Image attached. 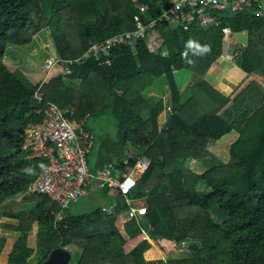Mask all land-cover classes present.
Returning <instances> with one entry per match:
<instances>
[{
  "label": "trees",
  "instance_id": "obj_1",
  "mask_svg": "<svg viewBox=\"0 0 264 264\" xmlns=\"http://www.w3.org/2000/svg\"><path fill=\"white\" fill-rule=\"evenodd\" d=\"M172 3L0 0V204L28 194L45 161L31 156L23 144L29 124L43 119L49 101L78 120L110 116L121 143L132 142L136 149L126 160L118 156L122 171L140 157L149 160L139 178L130 180L128 193L132 200L145 199L147 206L142 217L129 219L130 236H142L145 229L149 238L127 250L116 212L97 206L73 214L68 208L58 219L59 204L36 193L39 199L24 214H6L18 223L5 226L20 234L7 245L2 239L0 264H42L59 247L74 249L72 264H146L160 256L167 264H264V0H248L235 13L213 9L218 19L213 25L181 14L175 26L160 19L162 8ZM143 4L148 7L141 10ZM137 17L147 26L146 35L115 47L111 64L89 57L35 80L6 62L9 45L25 44L44 28L60 59L77 58L91 42L136 28ZM224 27L247 31V44L235 59L248 76L231 94H222L205 80L191 88L192 94H181L174 71L188 68L203 76L223 53ZM189 38L209 44L211 52L182 58ZM163 79L171 92L170 113L160 127ZM201 85L216 94H193ZM152 86L156 93L147 94ZM37 91L42 100L32 106ZM234 128L239 136L224 162L209 143ZM189 158L208 169L195 172L186 163ZM26 166L34 174L25 175ZM188 239L192 241L183 250Z\"/></svg>",
  "mask_w": 264,
  "mask_h": 264
},
{
  "label": "built area",
  "instance_id": "obj_2",
  "mask_svg": "<svg viewBox=\"0 0 264 264\" xmlns=\"http://www.w3.org/2000/svg\"><path fill=\"white\" fill-rule=\"evenodd\" d=\"M248 0H173L172 4L162 8L160 19L169 20L171 24L179 22V14L183 18L194 16L202 25L218 23L213 9L229 10L233 13L246 8ZM148 5L140 6L141 10ZM183 12V13H181ZM190 17V18H189ZM137 26L132 30L122 31L112 36L90 43L89 48L77 58L60 59L51 54L43 63L44 79L55 70H67L73 61L82 62L92 57L111 64L115 47L132 43L146 35V25L137 17ZM230 27H224L225 37L230 34ZM55 72V73H56ZM41 102L42 95L37 91L34 95ZM43 119L32 122L27 128L23 148L31 151V156L45 158L37 176L28 185V191L48 195L52 202L60 206L57 218L62 219L70 204L89 192L93 185L99 187H118L127 194L131 188L128 170L122 171L118 162H108L104 167L93 171L89 166V155L95 143V133L86 126L87 118L75 119L67 115V110L54 101H49L43 110ZM149 160L143 157L137 159L131 170L142 174ZM129 218L146 213L144 205L133 206L130 199ZM112 206H104L103 210L112 211Z\"/></svg>",
  "mask_w": 264,
  "mask_h": 264
},
{
  "label": "crops",
  "instance_id": "obj_3",
  "mask_svg": "<svg viewBox=\"0 0 264 264\" xmlns=\"http://www.w3.org/2000/svg\"><path fill=\"white\" fill-rule=\"evenodd\" d=\"M181 13H183V12H181ZM177 23L174 22L171 25L175 26ZM247 35H248L247 31L234 32V31L230 30V34L227 37H225V39H224V47H223L222 55H220L218 57V59L212 63V65L209 67V69L207 70V72L203 76H200V75L194 73V71H192L191 69H188V68H181V69L175 70L174 76H175V80H176V83H177V86H178L180 93L181 94H192L191 88L194 85L196 87L200 80H205L206 82L209 83V86H212L215 90L221 92L222 94H231L234 91V89L236 88V86L248 76V73L238 64V62L235 59V57L238 56L240 50H242L246 46ZM44 37L46 38V42H43ZM32 38H37V42H40V48L31 47V49L29 50V55H26L27 53H25V51L23 50V47L14 46L11 50L8 49L7 55H6V62L8 64L14 63L15 67L18 66L17 64H19V66L21 65V67H19L20 69H22L25 73H27L32 79L37 80V79H40L42 76L44 77V72L42 69V63L43 62L42 63L40 62V58L38 57V55H40L42 53L43 49H46V47L50 49L51 54H52V50H51V46H50L52 39L50 37V31L48 29H45V28L35 32L33 34ZM31 40L28 41L27 43L32 44ZM45 58L46 57L44 55V59ZM53 74L54 73L49 74L47 78H50L51 76H53ZM163 86L165 89V91H164L165 108H164V111L159 116V126L160 127L165 123V121L167 120V117L169 116V113H170L168 108H170V94H171V92H170L169 87L167 86V82L164 79H163ZM146 93L147 94H155L156 93L155 87L152 86L151 88H149V90L146 89ZM193 94H216V92H213L211 90V88H209L207 85H201V89L196 88L195 92ZM39 104H40V101L38 100V98L33 96L32 100H31V105L32 106H38ZM86 123H88V118H87ZM232 131H234V132L230 134V132H231L230 131V132L224 134L220 139H217L215 141H211L209 143V149L218 158H220L224 162L228 161V159H222L221 154L218 151L221 148L229 151L231 143L234 140H236L237 137L239 136V130L237 128H234ZM95 145H96V137H95L94 147H95ZM130 146H132V144L127 146L126 148H128ZM94 147H93V149H94ZM115 158H116V161H114V162L120 163V160L118 159V157H115ZM122 159L126 160V158H124V157H122ZM109 162H111V161H109ZM187 162H189V164ZM187 162H186L187 165L190 168H192L195 172L203 173L208 169L207 166H205L203 163H201V161L197 160L196 158H189L187 160ZM107 163L108 162L106 160L101 159V160L97 161L96 169H92L91 167L90 168L93 171H95L98 168H102V166H105V164H107ZM89 166H90V162H89ZM126 170L130 171L129 172V178L132 180L139 178V176L141 175L140 173H137V172L131 170L130 166L127 167ZM94 187L95 188L90 189L88 193H90L92 191H98L99 190V192H98L99 196L100 195L101 196L106 195L107 197L110 198V206H112L111 210L113 212H116L117 216H118L116 223H117L118 227L120 228L121 232L128 239V242L126 245L127 250L132 249L143 238H145V239L149 238V234L147 233V231L145 229H143V235L142 236L141 235H139L137 237L130 236V233L128 231V227H129L128 226V221H129V216H128L129 207H128V205L124 202L127 205V207H128L127 208V207L122 206V204H124V203H122V204L117 203L119 205L114 210V207L116 205V200L118 199V201L119 200L123 201V199H124V196L122 198L119 190L112 188V187L102 188V187H99L98 185H97V187L96 186H94ZM100 191H103V192H100ZM29 193L36 194L33 192H29ZM88 193H86V194H88ZM112 202H114V203H112ZM133 203L139 204V201L134 200ZM100 206L109 207V205H107V203H103ZM112 211H110V212H112ZM140 217H142V216L139 215L138 218H140ZM11 223L16 224L17 222H11ZM190 241H192V240L191 239L184 240L183 241L184 244H182L181 248L183 250H186L188 243ZM73 252L74 251L71 250L72 255H73ZM146 264H167V258L164 256L152 257V258L147 260Z\"/></svg>",
  "mask_w": 264,
  "mask_h": 264
},
{
  "label": "rangeland",
  "instance_id": "obj_4",
  "mask_svg": "<svg viewBox=\"0 0 264 264\" xmlns=\"http://www.w3.org/2000/svg\"><path fill=\"white\" fill-rule=\"evenodd\" d=\"M34 28V27H32ZM47 29V28H45ZM52 39V38H51ZM34 41V42H33ZM32 44L30 43H25L22 45H9L8 49L11 50L14 46L16 47H23V50L26 55H29V50L31 47H39L40 48V42H37V38H32L31 40ZM46 42V38L44 37V41ZM38 43V44H37ZM53 43V40L52 42ZM50 43V44H51ZM54 44V43H53ZM44 51V52H43ZM42 53L38 55L40 58V62L44 63L45 59L51 55V51L49 48L46 47V49H43ZM44 55L47 57L44 59ZM39 63V62H38ZM42 63V66H43ZM14 63H10L9 67L15 68ZM18 68L21 67L19 64H17ZM58 68L56 66L54 68V73L56 72L55 70ZM51 74V73H50ZM45 77V76H44ZM89 127L92 128V130L96 134V145L89 155V162H90V167L92 169H96L97 167V161L98 160H106L109 159L110 157H124L128 159L130 156H133L136 154V149L134 146H130L126 148L127 146L131 145L132 142H128L126 144L121 143L119 140V137L117 136V126L115 121L110 117V116H104V117H97V116H92L88 120ZM234 131H231L233 133ZM226 149H220L218 152L221 154L222 159H229V151ZM115 159V158H113ZM116 161V159L114 160ZM189 164V162H187ZM191 164V163H190ZM97 187V185H93ZM25 194H19L15 196L12 199H9L2 204H0V245L2 247L4 241L2 239H6V245L10 243V241L14 238H16L20 233L18 231L9 229L5 226L7 223L11 222H17L18 220L13 217H9L6 214L8 212L12 213H21L24 214L32 205H34L37 200L39 199L37 194H29V191H27ZM99 190L98 191H92L88 194H85L81 197H79L77 200L73 201L68 209V212L73 213V214H80L84 212H88L92 209H94L97 206L102 205L103 203H107V205L110 206V198L107 197L106 195H100L99 196ZM103 192V191H100ZM139 201V204L145 205V199L137 200ZM114 203V202H112ZM124 203V201L116 200V205L114 207V210L118 207L119 204ZM122 206L127 207V205L124 203ZM128 208V207H127ZM69 249V248H68ZM5 250V249H4ZM71 251V249H69ZM74 251V249H72ZM5 252V251H4ZM74 253V252H73ZM76 255L73 254L70 260V264H72L75 259Z\"/></svg>",
  "mask_w": 264,
  "mask_h": 264
},
{
  "label": "clouds",
  "instance_id": "obj_5",
  "mask_svg": "<svg viewBox=\"0 0 264 264\" xmlns=\"http://www.w3.org/2000/svg\"><path fill=\"white\" fill-rule=\"evenodd\" d=\"M211 52V46L209 44H201L199 41L189 38L184 43V51L182 52V58L187 59L189 53L193 55H206ZM191 63V61H189ZM43 167V165H41ZM25 175L34 174L35 169L32 166H26L22 169Z\"/></svg>",
  "mask_w": 264,
  "mask_h": 264
},
{
  "label": "water",
  "instance_id": "obj_6",
  "mask_svg": "<svg viewBox=\"0 0 264 264\" xmlns=\"http://www.w3.org/2000/svg\"><path fill=\"white\" fill-rule=\"evenodd\" d=\"M50 46L53 57L57 58L58 53L55 49L54 44L51 43ZM71 257V251L67 247H59L52 250L48 259H46L42 264H70Z\"/></svg>",
  "mask_w": 264,
  "mask_h": 264
},
{
  "label": "bare ground",
  "instance_id": "obj_7",
  "mask_svg": "<svg viewBox=\"0 0 264 264\" xmlns=\"http://www.w3.org/2000/svg\"><path fill=\"white\" fill-rule=\"evenodd\" d=\"M42 40V39H41ZM38 44V43H37ZM39 48V47H38ZM40 53V52H39ZM45 57H47L46 55H45ZM107 188L109 187V186H106ZM106 187H103V188H106ZM112 188H115V189H117V190H119V192H120V194H122L123 196H124V199H123V201L128 205V207H129V209H130V204L127 202V199H130L129 198V196H128V193L130 192H128L127 194H124L121 190H120V188H118V187H112ZM130 190H131V188H130ZM27 191H28V188H27ZM30 192V191H29ZM34 193V192H33ZM131 200V204L133 205V206H135V205H138V206H140V205H142V204H134L133 203V201L134 200H132V199H130ZM144 206H146V205H144ZM147 207V206H146ZM128 212H129V210H128ZM146 212H147V210H146ZM145 214V213H144ZM139 216V215H138ZM138 216H135V217H132V218H138ZM140 216H143V214H141ZM130 219V218H129Z\"/></svg>",
  "mask_w": 264,
  "mask_h": 264
}]
</instances>
